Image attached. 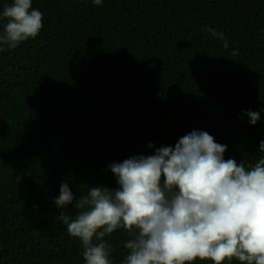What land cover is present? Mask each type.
<instances>
[{"label":"trees","instance_id":"1","mask_svg":"<svg viewBox=\"0 0 264 264\" xmlns=\"http://www.w3.org/2000/svg\"><path fill=\"white\" fill-rule=\"evenodd\" d=\"M12 2L0 0V16ZM32 8L43 14L37 37L0 50V264H85L81 241L56 219L62 182L76 198L88 187L116 189L110 164L174 147L193 130L227 145L226 160L264 155V0ZM249 110L260 113L255 125ZM129 238L125 229L104 238L111 264H122Z\"/></svg>","mask_w":264,"mask_h":264},{"label":"clouds","instance_id":"2","mask_svg":"<svg viewBox=\"0 0 264 264\" xmlns=\"http://www.w3.org/2000/svg\"><path fill=\"white\" fill-rule=\"evenodd\" d=\"M93 3L100 6L102 0ZM0 19L7 21L0 50L15 49L43 27V14L32 8V0H13ZM202 30L228 47L222 32ZM246 114L251 125L260 120L259 112ZM226 151L208 132L193 130L174 147L110 164L116 189L88 187L76 198L62 182L54 199L56 219L81 241L85 264H111L113 249L104 238L117 229L130 237L122 264H191L196 258L264 264V155L246 165L226 160ZM259 152L264 154V140ZM69 205L78 210L74 218L64 211Z\"/></svg>","mask_w":264,"mask_h":264}]
</instances>
